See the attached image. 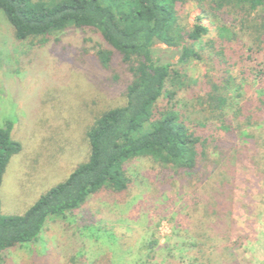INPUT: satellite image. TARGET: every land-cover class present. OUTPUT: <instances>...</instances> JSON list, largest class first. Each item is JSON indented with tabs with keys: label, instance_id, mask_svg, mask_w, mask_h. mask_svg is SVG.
<instances>
[{
	"label": "rangeland",
	"instance_id": "1",
	"mask_svg": "<svg viewBox=\"0 0 264 264\" xmlns=\"http://www.w3.org/2000/svg\"><path fill=\"white\" fill-rule=\"evenodd\" d=\"M199 14L201 8L190 3L184 21L192 26ZM4 20L0 14V126L14 121L12 136L22 149L3 174L0 212L18 215L86 159L87 127L122 102L129 75L115 52L107 67L101 64L97 31L66 28L39 42H17ZM201 23L209 30L202 41L217 35L212 18L204 16ZM154 48L189 78L200 79L207 70L204 60L176 65L179 48ZM178 99L184 118L197 120L187 93ZM230 155L225 167L214 168L215 154L202 166L200 176L210 173L207 184L133 159L125 165L131 179L127 190L102 191L66 219H49L36 243L7 248L4 264H169L167 243L175 233L195 241L192 248L172 250L179 261L264 264V124L240 136ZM220 169L224 176L219 177ZM223 179L232 198L226 201L230 209L217 215L209 207ZM228 248L235 259L227 257Z\"/></svg>",
	"mask_w": 264,
	"mask_h": 264
},
{
	"label": "trees",
	"instance_id": "2",
	"mask_svg": "<svg viewBox=\"0 0 264 264\" xmlns=\"http://www.w3.org/2000/svg\"><path fill=\"white\" fill-rule=\"evenodd\" d=\"M190 3L201 8L192 26L183 18ZM0 14L17 42H39L66 28L97 31L101 64L107 67L115 52L129 75L122 102L87 127L86 159L22 214L0 212V264L7 248L36 243L49 219H66L102 191L127 190L129 161L145 158L188 181L207 184L210 173L200 176V171L210 156L218 157L214 168L218 163L225 167L236 140L264 124V0H0ZM204 16L216 22L217 35L202 41L209 33L201 23ZM157 44L179 48L178 66L204 60L206 72L200 79L189 78L156 55ZM182 92L199 112L193 122L178 108ZM13 126L12 119L0 126V186L10 159L22 149ZM225 173L218 170L219 177ZM223 180L214 205L205 207L217 215L230 209L226 201L232 198ZM179 236L175 233L167 243L169 264H203L196 258L176 259L173 249L195 246ZM226 254L235 259L229 248Z\"/></svg>",
	"mask_w": 264,
	"mask_h": 264
}]
</instances>
